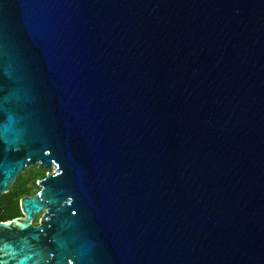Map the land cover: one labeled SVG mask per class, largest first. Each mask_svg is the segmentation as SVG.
Here are the masks:
<instances>
[{"label": "water", "instance_id": "1", "mask_svg": "<svg viewBox=\"0 0 264 264\" xmlns=\"http://www.w3.org/2000/svg\"><path fill=\"white\" fill-rule=\"evenodd\" d=\"M35 164L0 264H264V0H0V197Z\"/></svg>", "mask_w": 264, "mask_h": 264}, {"label": "trees", "instance_id": "2", "mask_svg": "<svg viewBox=\"0 0 264 264\" xmlns=\"http://www.w3.org/2000/svg\"><path fill=\"white\" fill-rule=\"evenodd\" d=\"M36 167V172L34 173V176L32 177L34 183H36L39 179H42L46 176L47 172L50 169H45V168H38L36 165L33 166V168ZM20 175L18 176L16 182L12 185V189L9 190V192L4 193L1 197H0V205L3 206L7 209L10 210L11 213L9 214H2L0 213V220L1 221H8L14 217H12L14 214H16V210L20 211V198L24 195H29L32 194L29 190V188L26 186V184H18V180H19ZM14 188H17L14 190ZM8 196L10 198V201L8 203V206L6 204H4V198ZM3 200V201H2ZM18 216V215H16Z\"/></svg>", "mask_w": 264, "mask_h": 264}, {"label": "rangeland", "instance_id": "3", "mask_svg": "<svg viewBox=\"0 0 264 264\" xmlns=\"http://www.w3.org/2000/svg\"><path fill=\"white\" fill-rule=\"evenodd\" d=\"M38 168H40L39 166H38V164H35ZM35 165H33V166H35ZM33 166L30 168V169H28V170H26V171H24V172H22L21 174H20V177H19V180H18V184H26V186L29 188V190H30V192L32 193V194H35L38 190H39V185L37 184V182L36 183H34V181L32 180L33 178V176H34V173L36 172V167H34L33 168ZM45 169H50L49 171H51L52 170V168H45ZM12 189V187L10 188V190ZM15 189H17V188H14V190ZM32 194H29V195H32ZM4 204H6L7 206H8V203H9V201H10V198L8 197V196H6L4 199ZM2 200V201H3ZM20 206V205H19ZM16 210V214H14L12 217H17L16 215H18V216H21L22 215V211H21V209H20V211H17V209H15ZM0 213H2V214H9V213H11V211L10 210H7L5 207H4V205L3 206H1L0 205ZM40 216L41 215H39L35 220H34V223L35 224H38L39 223V219H40Z\"/></svg>", "mask_w": 264, "mask_h": 264}, {"label": "snow or ice", "instance_id": "4", "mask_svg": "<svg viewBox=\"0 0 264 264\" xmlns=\"http://www.w3.org/2000/svg\"><path fill=\"white\" fill-rule=\"evenodd\" d=\"M10 223V222H9Z\"/></svg>", "mask_w": 264, "mask_h": 264}]
</instances>
